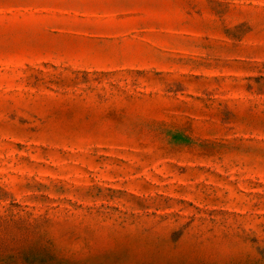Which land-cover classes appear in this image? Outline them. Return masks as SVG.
<instances>
[{
  "label": "rangeland",
  "instance_id": "1",
  "mask_svg": "<svg viewBox=\"0 0 264 264\" xmlns=\"http://www.w3.org/2000/svg\"><path fill=\"white\" fill-rule=\"evenodd\" d=\"M0 264H264V0H0Z\"/></svg>",
  "mask_w": 264,
  "mask_h": 264
}]
</instances>
